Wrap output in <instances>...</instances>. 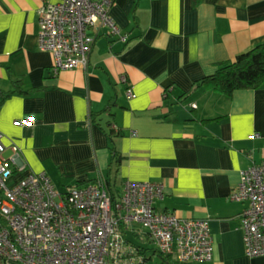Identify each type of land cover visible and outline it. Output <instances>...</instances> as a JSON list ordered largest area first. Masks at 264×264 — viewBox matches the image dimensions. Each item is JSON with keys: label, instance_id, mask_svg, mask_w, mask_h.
<instances>
[{"label": "crops", "instance_id": "obj_1", "mask_svg": "<svg viewBox=\"0 0 264 264\" xmlns=\"http://www.w3.org/2000/svg\"><path fill=\"white\" fill-rule=\"evenodd\" d=\"M47 1L0 0V129L7 153L20 146L22 175L44 170L61 190L99 176L116 188L162 181L158 210L210 219L214 256L198 263L264 264L246 250L249 200L233 196L264 159V82L231 95L196 87L264 41V0H115L121 32L91 27L88 65L64 70L39 44Z\"/></svg>", "mask_w": 264, "mask_h": 264}, {"label": "built area", "instance_id": "obj_2", "mask_svg": "<svg viewBox=\"0 0 264 264\" xmlns=\"http://www.w3.org/2000/svg\"><path fill=\"white\" fill-rule=\"evenodd\" d=\"M114 3L52 0L40 7L39 44L54 53L56 70L88 65L95 40L91 27L101 23L121 32L111 14ZM35 118L30 114L16 122L32 124ZM10 147L12 152L7 153L0 129V256L4 264H146L141 243L130 241L125 232L132 229L140 234L138 222L147 227L160 252H173L181 261L213 258L208 217H182L156 208L164 182L126 179L118 200L103 176L61 190L44 170L22 175L26 162L20 146L11 143ZM233 196L249 200L242 215L247 252L264 256V159L242 170Z\"/></svg>", "mask_w": 264, "mask_h": 264}, {"label": "trees", "instance_id": "obj_3", "mask_svg": "<svg viewBox=\"0 0 264 264\" xmlns=\"http://www.w3.org/2000/svg\"><path fill=\"white\" fill-rule=\"evenodd\" d=\"M264 82V41L259 42L251 48L237 54L236 58L219 63L215 73L204 76L197 81L196 87L205 89H215L220 93L231 95L237 88L257 87ZM98 178V177H97ZM97 178L86 183L95 181ZM107 186L115 200L119 199L120 192L112 177H108ZM126 181V180H125ZM84 183V184H86ZM82 185V184H81ZM126 236L130 241L135 242L129 234V229H125ZM136 234L138 230L135 231ZM140 252L149 257L146 247L139 246ZM160 252V251H158ZM165 260L170 264H190L188 261H181L175 253L160 252Z\"/></svg>", "mask_w": 264, "mask_h": 264}, {"label": "rangeland", "instance_id": "obj_4", "mask_svg": "<svg viewBox=\"0 0 264 264\" xmlns=\"http://www.w3.org/2000/svg\"><path fill=\"white\" fill-rule=\"evenodd\" d=\"M61 186L63 187L64 185H61ZM118 191L120 193L123 192L121 182L118 184ZM135 226L139 227L141 229V233L136 234L135 231L130 229L129 234L134 240L141 243L142 246H144V247H146V249H148L147 252H148V255L150 258H148L146 264H170L169 261L165 260L164 257L161 255V253L158 252L159 251L157 249L158 245L152 239H150L148 233L146 232L147 227L143 223H140V222L136 223ZM189 263L190 264H200L196 260L195 261H193V260L189 261Z\"/></svg>", "mask_w": 264, "mask_h": 264}]
</instances>
